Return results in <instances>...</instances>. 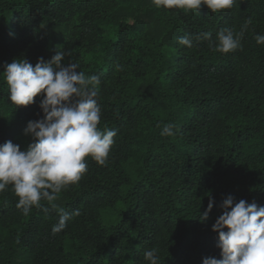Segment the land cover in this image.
Here are the masks:
<instances>
[{
	"label": "trees",
	"instance_id": "1",
	"mask_svg": "<svg viewBox=\"0 0 264 264\" xmlns=\"http://www.w3.org/2000/svg\"><path fill=\"white\" fill-rule=\"evenodd\" d=\"M252 23L242 49L222 54L210 43L225 27ZM210 32L188 48L184 35ZM264 0H237L213 14L157 9L151 0H0V144L27 150L24 129L43 117L36 103L15 106L2 72L13 60L51 59L100 79L98 127L115 130L106 166L86 158L88 171L55 202L27 216L11 185L0 193V264H202L221 258L212 225L229 195L264 206ZM167 123L174 137L160 133ZM213 207L206 220L201 217ZM226 230V229H225Z\"/></svg>",
	"mask_w": 264,
	"mask_h": 264
},
{
	"label": "clouds",
	"instance_id": "2",
	"mask_svg": "<svg viewBox=\"0 0 264 264\" xmlns=\"http://www.w3.org/2000/svg\"><path fill=\"white\" fill-rule=\"evenodd\" d=\"M157 9H178L185 14L199 13L202 5L213 14L231 9L237 0H151ZM248 18L239 32L232 28H222L216 33V42L210 43L214 52L227 54L242 49V39L248 26ZM210 32H201L194 37L184 35L179 44L191 48L193 39L211 41ZM258 45H264V35L255 37ZM71 52L58 50L50 60L39 58L35 66L27 60H13L6 64L2 72L8 86V99L15 106L26 107L36 103L40 96L39 108L43 117L29 121L24 134L33 142L27 150L12 141L0 144V193L9 185L18 197L17 209L27 216L33 207L42 208L47 201L50 210L59 217L53 226V234L62 232L67 223L80 214L79 210L68 213L55 203L62 190L76 185L88 171L87 157L99 166H106L110 150L114 145L115 130L98 125L101 120V107L98 102L97 75L86 76L77 71L79 63L63 60ZM177 126L167 123L161 135L174 137ZM213 207L209 204L201 219L206 220ZM223 214L212 225L218 233L217 247L221 258L207 257L202 264H264V206L255 202H238L229 195L220 205ZM226 229V230H225ZM159 249L152 247L143 253L148 264H159Z\"/></svg>",
	"mask_w": 264,
	"mask_h": 264
}]
</instances>
